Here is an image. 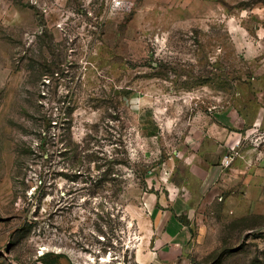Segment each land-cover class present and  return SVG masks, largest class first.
Masks as SVG:
<instances>
[{
  "label": "rangeland",
  "instance_id": "1",
  "mask_svg": "<svg viewBox=\"0 0 264 264\" xmlns=\"http://www.w3.org/2000/svg\"><path fill=\"white\" fill-rule=\"evenodd\" d=\"M113 1L0 0V264H158L152 192L217 112L243 119L227 166L264 167V0ZM212 195L187 264H264V217Z\"/></svg>",
  "mask_w": 264,
  "mask_h": 264
},
{
  "label": "crops",
  "instance_id": "2",
  "mask_svg": "<svg viewBox=\"0 0 264 264\" xmlns=\"http://www.w3.org/2000/svg\"><path fill=\"white\" fill-rule=\"evenodd\" d=\"M206 120V127L181 150L176 160L168 163L165 191L152 192L154 200L146 215L147 230L142 241L143 259L158 264H187L199 240L186 216L193 212L194 201H206L212 193L211 199H218L231 216L264 217L262 213L250 211L263 198L264 167H251L257 158L247 159L244 155L250 167L238 168L235 161L230 167L224 164L227 155L231 156V164L232 151L241 153L243 137L237 130L242 116L227 110L212 114Z\"/></svg>",
  "mask_w": 264,
  "mask_h": 264
},
{
  "label": "built area",
  "instance_id": "3",
  "mask_svg": "<svg viewBox=\"0 0 264 264\" xmlns=\"http://www.w3.org/2000/svg\"><path fill=\"white\" fill-rule=\"evenodd\" d=\"M113 7L116 10H121V11H130L132 9V5L125 2L124 0H114L113 1ZM231 160V156L227 155L224 160L225 165H229Z\"/></svg>",
  "mask_w": 264,
  "mask_h": 264
}]
</instances>
